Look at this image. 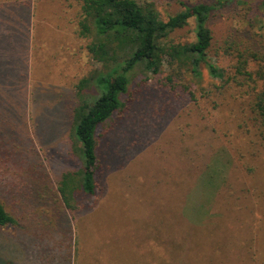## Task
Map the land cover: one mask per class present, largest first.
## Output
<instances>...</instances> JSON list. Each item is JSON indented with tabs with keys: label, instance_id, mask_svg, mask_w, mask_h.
I'll return each mask as SVG.
<instances>
[{
	"label": "rangeland",
	"instance_id": "rangeland-1",
	"mask_svg": "<svg viewBox=\"0 0 264 264\" xmlns=\"http://www.w3.org/2000/svg\"><path fill=\"white\" fill-rule=\"evenodd\" d=\"M148 1L165 19L182 2L217 0ZM261 2L228 0L212 11L209 56L228 75L233 59L216 52L225 41L264 58V28L254 31ZM79 11L76 0H0V199L9 208L13 193L39 184L27 175L33 159L54 187L79 167L70 109L78 81L100 68L77 34ZM193 29L190 18L166 42H191ZM221 85L204 66L200 79L166 60L158 73L135 69L125 108L96 132L97 193L79 195L75 213L46 216L45 229L1 231L0 264H264V127L253 118L251 83Z\"/></svg>",
	"mask_w": 264,
	"mask_h": 264
},
{
	"label": "trees",
	"instance_id": "trees-1",
	"mask_svg": "<svg viewBox=\"0 0 264 264\" xmlns=\"http://www.w3.org/2000/svg\"><path fill=\"white\" fill-rule=\"evenodd\" d=\"M76 1L80 4L77 34L86 39V52L100 65L99 69H94L78 81L76 104L70 109V134L79 144L78 147L73 145L72 150L80 164L75 171L62 173L57 186L54 187L40 160L33 159L27 166V170L30 169L27 175H30L33 184H39L28 185L24 193H13L18 200L10 204L11 209L0 199V232L10 226L25 232L27 222L45 229L50 225L49 221L45 220L46 216L55 217V214L59 213L67 216L68 212L75 213L79 195L91 197L97 193L94 179L98 160L96 132L100 126L125 108L122 95L127 91L131 73L135 69L141 73H158L166 60L169 68L176 73L183 69L197 79L201 78V68L204 66L209 77L220 80L222 85L229 81L239 86L251 83L253 118L264 127L262 55L251 47L235 46V43L225 41V45L219 47L221 50L216 52L220 51L233 59L230 75L209 56L214 45L210 27L212 11L216 4L217 7L223 8L224 2L228 0L209 3L199 1L191 4L182 2V8L167 15L165 19L160 16L153 1ZM261 11L264 16V0L261 2ZM190 18L194 21V39L186 43L166 42L169 33L184 27ZM249 26L254 28L252 23ZM263 28L264 18L262 24L254 31L258 32ZM250 61L259 65L256 70H248ZM25 67L22 73L18 68L16 73L19 78L27 77ZM168 80L171 81V77H168ZM23 81L17 80L12 85L21 95L26 88ZM258 81L260 83L257 85ZM188 94L190 98H194L192 91H188ZM14 141V147L18 148L23 139L15 137ZM27 149L34 157L40 158L32 144ZM1 159L0 168L3 169L5 161ZM19 200L22 204L20 210L16 206ZM53 223L57 224L54 218L52 225Z\"/></svg>",
	"mask_w": 264,
	"mask_h": 264
}]
</instances>
